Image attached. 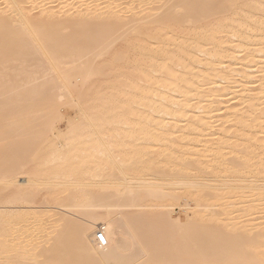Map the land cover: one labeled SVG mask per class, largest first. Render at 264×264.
I'll use <instances>...</instances> for the list:
<instances>
[{"label":"bare ground","instance_id":"bare-ground-1","mask_svg":"<svg viewBox=\"0 0 264 264\" xmlns=\"http://www.w3.org/2000/svg\"><path fill=\"white\" fill-rule=\"evenodd\" d=\"M4 1L12 9L0 16V191L14 181L34 183L23 200L43 185L54 201L66 193L72 205L56 207L49 217L62 229L39 244L43 215L0 211V264H78L94 254L102 263L264 264V70L254 75L264 67V0H169L156 17L130 22L132 38L122 40L120 51L113 45L124 26L121 18L110 21L116 6L104 7L98 21L77 32L79 23L67 12H53L57 22L48 26L40 14L29 16L21 0ZM84 14H78L82 22ZM158 52L164 55L150 58ZM88 58L100 61L94 72ZM51 69H59L57 88ZM45 72L55 73L47 78L56 86L44 83ZM74 76L83 80L70 105L78 106L79 121L60 113L71 96L65 79ZM40 148L52 164L36 172ZM28 156L35 171L21 183L16 176ZM165 179L200 196L187 228L169 219ZM92 180L98 184L89 190ZM64 182L69 185L59 189ZM15 190L8 201L0 193V205L20 203V187ZM212 202L216 209L208 208ZM73 208L82 217L90 213V224L69 217ZM21 215L33 227L23 228Z\"/></svg>","mask_w":264,"mask_h":264},{"label":"rangeland","instance_id":"rangeland-1","mask_svg":"<svg viewBox=\"0 0 264 264\" xmlns=\"http://www.w3.org/2000/svg\"><path fill=\"white\" fill-rule=\"evenodd\" d=\"M31 1V2H30ZM33 1L34 0H25V2L23 3V1L21 0V2H22V5L25 7L24 9H28V10H30V13H28L29 14V16L31 15V17L32 18H34V16H38L39 14V16H42L43 17V19H45V21L47 20V22H49V24H48V26H52V25H54L57 21H55L56 19H54V18H51V17H49L50 15H52V13L53 12H55V13H60V14H63V13H65V12H67L68 13V16H69V18H73V20L75 19V22L76 21H78V23L79 24H77L76 26H75V28H76V30H75V28H74V30L75 31H77V32H81V31H84V29L86 30L87 28H88V26H90L91 24H93V23H95V21H98V19H97V16L98 15H100L101 14V12L103 13L104 11H106V8H104V7H106V6H110V7H115V11L116 10H119V13L116 11V15L115 16H113L112 17V19H110V21L111 20H117V18H121V20H120V24L121 25H123L124 27H120V28H122L121 29V31L123 30V32L125 31L126 32V34L125 33H123L122 34V32L120 31V33H119V31H118V33H119V35L120 36H124L122 39L121 38H119L117 41V46L118 47H116L115 48V45H116V42H115V45H113L114 46V49L116 50V49H118L119 51L120 50H123V48H121V47H119L120 46V44L122 43V44H124V45H122V47H124L125 46V43H123L124 41H126L127 39H128V37L132 34V32H133V29L134 28H132L135 24L133 23V26H132V21H134V20H137V18H141L142 16H144L145 18H144V20H143V22L142 23H145L146 21V19H147V21L149 20V15H150V19H151V17H156V15H159L158 13L160 12L161 13V11H162V9H160V7L162 6H166V5H164V3L165 2H168L169 0H35L34 1V3H33ZM152 1H153V3H152ZM221 1H223V0H217V1H215L216 2V4L219 2H221ZM4 2V3H3ZM112 2V3H111ZM116 2V3H115ZM7 2L6 1H4V0H0V16H2V18H6L8 15H10V11H11V9L12 8H6V7H8V4H6ZM114 3V4H113ZM163 3V4H162ZM5 4V5H4ZM26 4V5H25ZM35 4V5H34ZM113 4V5H112ZM157 4V5H156ZM166 4V3H165ZM33 5L34 6H36V7H33ZM159 5V6H158ZM12 6V5H11ZM33 8H32V7ZM118 6V7H117ZM94 7V8H93ZM95 7H97V8H95ZM103 7V8H102ZM159 7V8H158ZM31 8V9H30ZM93 8V9H92ZM150 9V10H149ZM155 9V10H154ZM2 10V11H1ZM32 10V11H31ZM59 10V11H58ZM6 11V12H5ZM95 11H97V12H95ZM147 11V12H146ZM159 11V12H158ZM93 12V14H91ZM139 12V13H138ZM140 12H141V15H140ZM4 13V14H3ZM80 13H85L84 14V17H85V21L84 22H82L81 20H79V16H78V14H80ZM88 13H90V14H88ZM96 13V14H95ZM121 13V14H120ZM145 13V14H144ZM148 13H149V15H148ZM151 13V14H150ZM155 13H156V15H155ZM57 14V15H58ZM59 14V15H60ZM95 14V15H94ZM154 14V15H153ZM4 15V16H3ZM47 15V16H46ZM58 15V16H59ZM74 15V16H73ZM6 16V17H5ZM75 16H76V18H75ZM120 16V17H119ZM137 16V18H135ZM147 16V17H146ZM41 17V18H42ZM117 17V18H116ZM51 18V19H50ZM116 18V19H115ZM54 19V20H53ZM100 20V19H99ZM129 20V21H128ZM210 20L211 19H209V18H205L204 19V22L203 23H206V24H209V23H207L208 21L210 22ZM30 21H35V19H31ZM51 21V22H50ZM122 21V22H121ZM145 21V22H144ZM205 21H207V22H205ZM131 22V23H130ZM51 23V24H50ZM82 25H81V24ZM84 23V24H83ZM124 23V24H123ZM126 23H129L128 25L126 24ZM0 25H2V24H0ZM126 25H127V27H126ZM136 25H137V23H136ZM205 25V24H204ZM131 26V27H130ZM83 29V30H82ZM131 29H132V31H131ZM81 30V31H80ZM129 31H130V33H129ZM201 31H199V33H200ZM128 33V34H127ZM122 34V35H121ZM130 34V35H129ZM125 35H126V37H125ZM129 35V36H128ZM131 38H132V36H130ZM129 37V39H131ZM126 40H125V39ZM170 38V37H169ZM168 38V39H169ZM124 39V41H122ZM128 39V40H129ZM155 46V45H154ZM157 46V45H156ZM254 47V46H253ZM175 49V46H172V47H170L169 49ZM206 48H208V47H206ZM255 48V47H254ZM159 54V55H158ZM163 54V53H162ZM162 54H160V52H158V53H155L153 56H151L150 58L151 59H157V58H161L163 55ZM158 55V56H157ZM161 56V57H160ZM92 59V60H91ZM88 58V63L87 64H89V62H90V65L91 64H95L94 66L93 65H91L90 66V68L92 69L91 71H90V68H89V72H94L95 70H97L98 68H96L97 67V65H98V67H99V64H100V61H99V63H97L98 61L97 60H99V59H94V58ZM93 59H94V63H93ZM100 59H101V62H102V58L100 57ZM103 59H105V57L103 58ZM95 61H96V63H95ZM104 61V60H103ZM14 64H17V63H14ZM43 64V62L41 63V65H40V67L41 66H46V64H45V62H44V64ZM35 65H37V66H35ZM36 67H38V64L36 63V64H34V69L36 68ZM93 67V68H92ZM13 68H14V71H13ZM15 68H16V70L18 69V66H13V67H11V69L10 70H12L13 72H15L16 70H15ZM93 69H94V71H93ZM50 71V69H47L46 71ZM52 71H54L55 73L58 71L59 72V69H57V71H56V69H51ZM262 70H264V67L263 68H261V71H259L258 72V74H254L256 77H258V76H260L262 73H260V72H263ZM11 71V72H12ZM255 71H257V70H255ZM58 72H57V74L55 75L56 76V78H55V76H53L54 74L52 73V72H48V73H52V76H50V77H54L55 79H57V81H56V85H55V80H54V83H53V80L52 79H54V78H47V77H49L48 76V74L45 76V74L47 73V72H45L44 73V78H47V79H43V74H39V76H41V78L39 77V80L40 79H43L44 80V83L45 82H48L49 80H50V82L49 83H51V84H54L55 86H56V88L58 87V86H60L59 84V82H60V80H58V78H57V75H58ZM115 72V71H114ZM114 72H111L110 71V74H115ZM107 73H109V71L107 72ZM106 73V77L107 76H109L108 74ZM257 73V72H256ZM264 73V72H263ZM260 74V75H259ZM105 76V74L103 75V78H105L104 77ZM254 76V77H255ZM38 77V74H37V76H36V78ZM99 77V78H98ZM100 77H102V76H97V80H99L100 79ZM255 77V78H256ZM17 79H15L14 80V82H17L18 81V83L20 82L19 81V79H21V77H16ZM75 78H76V80H75ZM103 78H101V80L103 79ZM81 78H77L76 76H74V78H73V81L71 80L70 82H68L69 80H68V78H66L65 80V83H66V85H67V88H68V90H69V92H71V96H69V97H66V98H64V102H65V100H66V102L67 103H65V106H63V104L61 105V106H63L62 108L63 109H61L60 111V113H62V115L64 116V118H66V120H73V118L75 117V119L73 120V121H79L80 119H81V116L79 115L80 113H79V108H78V106H75V105H73L74 107H70V105L72 104V102L73 101H75V99L79 96V94L82 92V83L81 82H83V80H80ZM107 79V78H106ZM105 79V80H106ZM17 80V81H16ZM39 80L37 81V82H39ZM42 80V81H43ZM104 80V81H105ZM59 81V82H58ZM34 83V85L36 84L35 83V80L33 81ZM58 82V83H57ZM48 83V84H49ZM76 83V84H75ZM47 84V85H48ZM45 86H46V84H45ZM44 86V87H45ZM49 86V85H48ZM52 85H50L47 89H52V88H55V86H52V88H50ZM78 88H77V87ZM255 86V85H254ZM253 87V86H252ZM46 88V87H45ZM61 89V88H60ZM59 89V91H60V95H63L64 94V92L66 91V90H64V89H62V90H60ZM80 89V90H79ZM56 91H58V90H56ZM53 92H55V90H53L52 91V93ZM63 92V93H62ZM57 93V94H58ZM56 94V93H55ZM55 94H53L54 96H55ZM56 94V96L58 97V96H60V95H57ZM73 100V101H72ZM69 102H70V104H69ZM84 104H86V103H84ZM77 109V110H76ZM44 113H48V112H46V111H44ZM40 114H43V112H41ZM76 114V115H75ZM70 115V116H69ZM75 115V116H74ZM63 116H61V119L63 118ZM66 116V117H65ZM74 116V117H73ZM217 116H219V114L217 115ZM13 118V117H12ZM11 118V119H12ZM64 118L61 120L60 119V121H61V124H63V122H64ZM72 118V119H71ZM173 123V122H172ZM60 124V125H61ZM171 126V125H170ZM169 126V127H170ZM63 129H61L62 131H65V126H63L62 127ZM227 133H229V132H227ZM13 145H15V144H13V143H11V145L10 146H13ZM41 149V150H40ZM39 149V151L37 150V152H36V154H34L35 155V159H40L41 160V162H43V164H44V166H43V164L42 165H40V166H38L37 168L39 169L40 167H41V169L42 168H44L45 166H49V165H51L50 163H48L47 165H46V161L45 160H47V154H46V151H45V149H43V148H40ZM3 155V154H2ZM38 157H37V156ZM0 156H1V154H0ZM1 158V157H0ZM31 156H28V157H24L22 160H23V163H24V166H22L23 167V169H22V173L20 172V174H17V176H16V178H18V179H16V181H21V183H23V180L24 179H26V177L29 175V173H32V171H35V169H33V165H30V164H32V162H31ZM42 158V159H41ZM44 159V160H43ZM28 160H30V161H28ZM192 160H193V158H192ZM32 166V167H31ZM27 167V168H26ZM50 167V166H49ZM48 168V167H47ZM31 169V170H30ZM33 169V170H32ZM27 170V172H25ZM29 170H30V172H29ZM196 170V169H195ZM192 170L193 171V174H198V170H201V169H198V170ZM39 171H41L40 169L39 170H37L36 169V172H39ZM195 172V173H194ZM200 172V171H199ZM27 173V174H26ZM156 173H160V172H155V174ZM227 174L228 172H223V174ZM174 174H176V173H174ZM184 175V174H183ZM181 177H182V175L179 177V179H181ZM166 181L168 180V179H165ZM164 182L165 184V186H162L163 188H162V191H161V193L163 194L164 192V194H167L168 192H170L171 193V195H172V197H170V200H168V204H171V205H173V206H170L169 208H168V211H169V214H170V211H171V214L169 215V219L170 220H173V221H175V222H180V223H182V224H189V222L191 221L190 220V218H192V215H193V212L194 211H196V204H197V198L198 197H196V195L195 194H191V192H193L194 190H192V191H190L189 190V187H187V189L185 190V188H183V189H181V187H179L180 185H176L177 184V182L176 181H167V182H169V183H167V182ZM94 182V183H93ZM173 182V183H172ZM66 183V184H65ZM95 183H96V185H95ZM170 183H172L173 185H171ZM15 184V181H14V183L13 182H11V184L9 183L7 186L8 187H10V188H8L7 186H6V188H4V191H0V193H2L1 194V196L4 198V196H5V200L6 201H8L9 200V197H11L13 194H14V191L13 190H15V187H20V190H19V196L22 198V200H21V202L20 203H7V204H2V205H0V211H2V213H4L3 215H12V213H13V211H17L19 214H22V212H23V215L25 214V212L28 210V211H30L31 213L33 212V214H36V213H38V214H41V216L43 215L45 218H43V216H42V218L43 219H46V222H45V220H43L44 222H43V224H42V226H40L41 224H39V226H36V227H39L38 229H39V231H37V241H36V243H38L39 241L41 242V241H43L44 243L46 242V241H48V242H50V239L52 240V238H54L56 235H57V233L59 232V229H60V231H61V229H62V227H60V226H58V224H57V222L55 221V220H57L55 217H49L50 215H52L53 214V211H55L56 210V207H58V206H60V205H64L65 206V208H62V209H66L67 207H70L71 205H72V200H70V198L68 197L69 195H67L66 193L65 194H63V197H65V198H63V197H61L60 199H58V200H56V201H54V198H53V193H51V192H48L47 191V188H46V186H45V188H43V185L41 186V192H39L38 194H37V196L36 197H33V198H28L27 200H23L24 198H25V195H28V193L30 192V190H32L34 187H35V185H34V183H30L28 186H29V188H28V186H20V185H22V184H19V185H14ZM97 184H98V180H92L91 182H90V186H89V190H91V189H95V187L97 186ZM69 184L67 183V182H64L61 186L62 187H60L59 189H65L67 186H68ZM175 185V186H174ZM95 186V187H94ZM176 186H177V188H176ZM27 187V188H26ZM181 190H180V189ZM11 189H13L12 191H11ZM25 189V190H24ZM30 189V190H29ZM44 189V190H43ZM93 189V190H94ZM110 189H112V190H116L115 188L113 189V188H110ZM118 189V188H117ZM179 189V190H178ZM187 190H188V192H187ZM11 191V192H10ZM16 191V190H15ZM190 192V193H189ZM242 192H244V190L243 189H241V190H239L238 192H236L237 194H236V198L238 197V195L239 196H241V194L243 195V193ZM169 193V194H170ZM191 194V195H190ZM199 194V193H198ZM234 194H235V192H234ZM11 195V196H10ZM190 195V196H189ZM195 197H193V196ZM201 195V194H200ZM233 195V194H232ZM197 196H199V195H197ZM7 197V198H6ZM67 197V198H66ZM193 197V198H192ZM200 197V196H199ZM53 199V200H52ZM196 200V202H195V200ZM53 202H52V201ZM71 202H70V201ZM210 204V206H211V208L210 207H208L209 209H213V207H214V202H212V203H209ZM213 205V207H212V205ZM31 208V209H30ZM206 208V209H205ZM205 208H203L205 211L208 209L207 207H205ZM215 209H216V207H214ZM214 209V210H215ZM76 210V211H75ZM78 209L77 208H73V211H75V213L74 214H72V215H70L69 217H72V218H74V219H76L77 221H82V222H84V223H88L89 221H90V213H88L87 215H85L84 217H82L83 215H80V214H78L77 211ZM209 211V210H208ZM207 211V212H208ZM211 211V210H210ZM12 212V213H11ZM35 212V213H34ZM9 213V214H8ZM11 213V214H10ZM52 213V214H51ZM23 215H21V216H19L20 217V219H17V220H19V224L23 227V228H25V229H28V228H30V227H33V225L34 224H32L31 223V221L29 222V220L25 217V216H23ZM61 215L63 216V215H66V213L63 211V212H61ZM78 215V216H77ZM243 215H244V213L242 214V215H239V216H242L243 217ZM245 217V216H244ZM81 218H83V219H81ZM48 219V220H47ZM245 219V218H244ZM17 220H15V221H12L11 222V226L10 227H12V223H13V225L15 224V223H17L18 224V222H17ZM119 220H121V219H118V221ZM190 220V221H189ZM55 222H56V224H55ZM177 222V223H178ZM208 222L210 223L211 221H209L208 220ZM207 222V223H208ZM88 224H90V222L88 223ZM185 224V225H186ZM26 225H28V226H26ZM57 225V226H56ZM185 225H184V227H185ZM15 226V225H14ZM25 226V227H24ZM83 226L84 225H80L79 227H77L76 228V230H78V229H80V232L79 233H81L82 232V228H83ZM59 227V228H58ZM188 227V225H186V227L185 228H187ZM58 228V229H57ZM37 228H36V230H38ZM41 229V230H40ZM40 235H39V234ZM55 233V234H54ZM43 234V235H42ZM45 234V235H44ZM59 234V233H58ZM47 235V236H46ZM44 236H46V237H44ZM51 236V237H50ZM45 238V239H44ZM39 239V240H38ZM44 239V240H43ZM39 242V243H40ZM43 242H41V243H43ZM38 243V244H39ZM139 247H140V245H136L135 247H134V250H133V252H136V250L138 251L139 250ZM91 254H92V251L90 252ZM90 253H88V256L90 257L91 256V254ZM94 254V253H93ZM92 254V255H93ZM87 256V257H88ZM94 256V257H93ZM93 256H91L92 258L90 259V258H86V257H83L82 258V260L78 263V264H84V263H82V262H85V264H97V263H95V262H99V263H101V264H106V262L108 263V264H122V263H117L115 260H107V259H105V261L106 262H103L102 263V261L104 260L101 256H99L98 257V255H96V254H94ZM100 259L99 261H98V258ZM85 258H86V260H88V262L85 260ZM102 258V259H101ZM36 259V262L37 261H41L42 260V257H41V255L39 256L38 254H37V256L35 255V258H34V260ZM90 259V260H89ZM97 259V260H96ZM94 261V263H92ZM55 262V261H54ZM57 263H58V261H56ZM115 262V263H114ZM98 263V264H99Z\"/></svg>","mask_w":264,"mask_h":264},{"label":"built area","instance_id":"built-area-1","mask_svg":"<svg viewBox=\"0 0 264 264\" xmlns=\"http://www.w3.org/2000/svg\"><path fill=\"white\" fill-rule=\"evenodd\" d=\"M97 241L99 242V244H101L103 246L106 245V240H105V238H104V236L102 234H99L97 236Z\"/></svg>","mask_w":264,"mask_h":264}]
</instances>
